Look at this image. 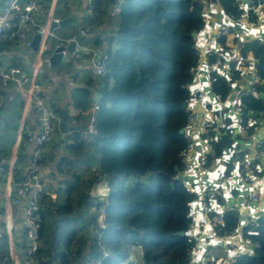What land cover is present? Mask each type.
<instances>
[{
    "label": "trees",
    "instance_id": "trees-1",
    "mask_svg": "<svg viewBox=\"0 0 264 264\" xmlns=\"http://www.w3.org/2000/svg\"><path fill=\"white\" fill-rule=\"evenodd\" d=\"M214 2L232 16L240 13L237 0H123L116 36L108 41L115 46L104 50L107 71L97 75L101 96L93 143L99 171L93 180L105 181L109 191L104 200L81 192L74 203L70 188L66 202L55 205L40 193L38 264H88L103 255L104 247L110 251L105 264L132 255L141 264L187 262L189 203L194 196L177 178L186 147L180 130L186 125L187 86L198 65L192 33L204 26L203 9ZM101 7L102 0H94V16L100 15ZM250 51L264 82V43H247L245 53ZM211 78L213 90L226 99L227 82L217 74ZM79 89L77 106L87 108L93 92ZM243 100L264 115L260 99ZM70 138L71 150L85 147L77 132ZM230 143L228 137L219 140L217 154ZM87 205H95L92 214L76 209ZM100 206L106 211L104 227L98 224ZM91 224L93 231L86 233ZM238 224L239 214L228 213L222 231L230 232ZM252 237L260 243L256 255L241 257L236 264H264V228Z\"/></svg>",
    "mask_w": 264,
    "mask_h": 264
},
{
    "label": "built area",
    "instance_id": "built-area-1",
    "mask_svg": "<svg viewBox=\"0 0 264 264\" xmlns=\"http://www.w3.org/2000/svg\"><path fill=\"white\" fill-rule=\"evenodd\" d=\"M88 1L92 11L94 0ZM237 1L238 16L228 14L219 2L204 7L203 15L206 9L208 15L209 9H213L220 12L224 21L210 31L214 42L211 47L205 49V45L198 43L197 36L204 31L206 20L204 26L194 32L198 65L193 69V80L187 86L190 97L185 106L187 116L183 127L186 147L181 153L184 166L177 175L186 191L194 196L189 203L187 235L191 246L185 264H236L239 258L256 253L260 243L252 235L258 234L259 228H264V115L248 108L243 100L245 96H253L264 106V88L258 87L264 82L257 75V61L251 51L245 53L247 43L255 40L264 43L262 39L251 37L259 36L252 32L264 25V1ZM122 3L123 0H115L112 15L119 16ZM38 11H49L41 0H3L0 6V44L3 40L9 43L21 40L25 47L32 48L34 36L41 33L37 60L30 73L18 65L5 64L0 56V83L5 86L14 83L27 100L33 101L38 119L37 131L30 128L24 131L33 150L28 180L19 185L13 198L15 203L28 198L23 221L27 239L24 264H38L35 255L40 246L39 195L44 191L41 152L60 121L58 109L48 107L42 93L43 87L53 82L52 77L45 76L44 65L51 63V57L44 55L48 39L55 38L54 50L75 41L73 52L62 50L65 58L80 59L88 52L94 73L103 75L107 71V53L104 50L90 46L83 37L76 42L75 35L58 36L55 30L60 19L53 17L55 26L49 29L46 24L36 21ZM81 35L85 36L86 32L82 30ZM212 74L227 82L229 94L226 99L213 90ZM94 96L95 101L87 108L76 109L86 118L85 129L78 131L86 140L94 139L97 134L99 89ZM225 137L231 143L217 154L216 144ZM31 190L34 192L29 196ZM106 194L100 199L104 200ZM231 212L239 214V224L234 230L223 232L227 214ZM97 218L100 227H104V206L98 208ZM102 251L100 258L88 264H105L110 251L105 247ZM7 260L8 257H3L2 263ZM116 264L141 263L132 255Z\"/></svg>",
    "mask_w": 264,
    "mask_h": 264
},
{
    "label": "crops",
    "instance_id": "crops-1",
    "mask_svg": "<svg viewBox=\"0 0 264 264\" xmlns=\"http://www.w3.org/2000/svg\"><path fill=\"white\" fill-rule=\"evenodd\" d=\"M41 3L49 11H38L35 19L38 23L46 24L49 29L53 25V17H58L61 21L74 11L79 12L84 9L83 15L75 18L69 25L60 27V22L58 23L59 27L55 30L58 36L62 38L78 36L84 30L86 35L81 36L90 46H99L102 50L115 46L114 41L112 44L108 41L116 36L119 17L112 15L113 3L110 0H102L98 17L93 15V10H89L88 0H41ZM2 4L3 0H0V6ZM209 10V15L206 13L207 9L204 12L205 29L197 36L198 43L205 45V49L214 43L210 31L220 23H224L219 11L216 13L213 9ZM252 34L259 36L251 37L264 41V25ZM50 38L53 41H50ZM50 38L44 55L51 57L54 53L55 38ZM97 40H100L99 45L95 44ZM0 45V56L5 64H15L28 73L31 72L33 63L37 60L38 50L25 47L21 40L12 43L3 40ZM44 67L45 76L53 79L52 84L45 85L42 89L45 103L48 107L58 109L59 115L60 110L68 111L67 122L75 129L67 133L63 139L59 121L51 139L43 147L41 152L44 162L43 190L53 205L65 203L70 188L74 203L81 192L100 197L108 193L109 189L102 179L93 180L94 176L98 175L99 159L95 152L94 139H82L78 132L85 129L83 127L86 118L76 111L77 90H81L79 88H87L93 92L92 102L95 101L94 92L98 90L99 77L92 69L90 54L85 52L80 59L68 57L63 63L56 65L49 63ZM26 128L38 130L37 112L33 101L27 100L14 83L7 86L0 83V234H2L0 264H24L27 239L23 231L25 228L23 221L28 198H21L16 203L13 202V198L17 194L19 185L28 180L33 146L28 143L25 136ZM73 132H77L84 141L85 147L80 151L75 152L70 148L72 143L70 137ZM18 173L20 175H17ZM88 184H92L91 187ZM33 192L34 190H31L29 196ZM94 207L95 205H87V207L78 206L76 209L87 215L88 211H94ZM92 229V224L87 227L88 232H92ZM138 254L140 255V251ZM3 257H8L6 263H2Z\"/></svg>",
    "mask_w": 264,
    "mask_h": 264
},
{
    "label": "water",
    "instance_id": "water-1",
    "mask_svg": "<svg viewBox=\"0 0 264 264\" xmlns=\"http://www.w3.org/2000/svg\"><path fill=\"white\" fill-rule=\"evenodd\" d=\"M111 3H114L115 0H110ZM84 9H81V11L77 12L74 11L73 14H71L70 16H68L65 19H62L59 23L60 27H65L66 25H69L70 23H72L73 20H75V18L80 17L81 15H83ZM55 26V24L52 25L51 29H53V27ZM192 36H195V33H192ZM40 39H41V33H37L34 36L33 39V43H32V48L34 50H38L39 49V45H40ZM82 36L81 34H79L76 37V42L77 41H81ZM66 49L68 52H73L75 50V41H71L67 47H58L54 50L53 55L51 56V63L56 65V64H60L63 63L66 58L63 56L62 54V50ZM96 60H98V58H96ZM141 79V73L138 72V80ZM184 106H186V103H183ZM69 117V113L66 110H60V130L63 133V139L65 138L66 134L69 133L70 131H73L75 129V127H72L68 124L67 120ZM85 128V127H83ZM180 133H183V128H181ZM180 234H182L180 232ZM256 255V254H255Z\"/></svg>",
    "mask_w": 264,
    "mask_h": 264
},
{
    "label": "rangeland",
    "instance_id": "rangeland-1",
    "mask_svg": "<svg viewBox=\"0 0 264 264\" xmlns=\"http://www.w3.org/2000/svg\"><path fill=\"white\" fill-rule=\"evenodd\" d=\"M50 41H53V39L50 38ZM91 185H92V184H90V185L88 184L89 187H91ZM106 193H107V192H106ZM88 213H89V214H92L93 212H92V211H91V212L88 211ZM93 227H94V226L92 225V228H93ZM92 230H93V229H92ZM87 232H88V231H86V233H87Z\"/></svg>",
    "mask_w": 264,
    "mask_h": 264
}]
</instances>
